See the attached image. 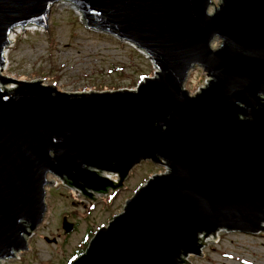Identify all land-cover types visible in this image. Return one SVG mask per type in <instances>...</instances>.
I'll use <instances>...</instances> for the list:
<instances>
[{
  "label": "water",
  "instance_id": "1",
  "mask_svg": "<svg viewBox=\"0 0 264 264\" xmlns=\"http://www.w3.org/2000/svg\"><path fill=\"white\" fill-rule=\"evenodd\" d=\"M62 1L155 70L135 89L80 92L0 73V264L29 250L49 176L108 201L144 161L165 170L70 264H190L220 230L264 231V0H0V70L11 31L47 30ZM197 67L207 79L190 92Z\"/></svg>",
  "mask_w": 264,
  "mask_h": 264
},
{
  "label": "rangeland",
  "instance_id": "2",
  "mask_svg": "<svg viewBox=\"0 0 264 264\" xmlns=\"http://www.w3.org/2000/svg\"><path fill=\"white\" fill-rule=\"evenodd\" d=\"M218 0H214L217 2ZM79 12V11H78ZM37 27V26H36ZM6 49L0 73L21 80H41L61 91H103L134 89L144 76H153L154 66L130 43L101 31L88 29L82 16L70 5L55 3L50 8L48 27L25 26ZM207 77L200 67L192 70L185 88L194 92ZM10 84L0 86H8ZM165 167L144 161L124 182V188L92 209L86 199L78 198L59 179L51 178L42 224L28 240L29 250L1 264H68L71 256L83 248L84 241L123 210L125 201L149 175L164 172ZM99 199L93 203H97ZM75 224L64 236L63 216ZM90 231L92 235L88 237ZM60 233V236H56ZM56 238V243L44 237ZM208 241L200 256L190 255V264H264V231L256 234L220 230ZM88 239V240H89Z\"/></svg>",
  "mask_w": 264,
  "mask_h": 264
},
{
  "label": "bare ground",
  "instance_id": "3",
  "mask_svg": "<svg viewBox=\"0 0 264 264\" xmlns=\"http://www.w3.org/2000/svg\"><path fill=\"white\" fill-rule=\"evenodd\" d=\"M59 3H61V2H59ZM62 3L67 4V5H70L71 8H73V9L76 11V13L79 14L78 9H77L76 6H74V5H72V4H69L68 2H64V1H62ZM27 26H33L34 28L39 27V26L36 27V25H27ZM20 29H21L20 27H15V28L11 31V33H10V40L13 41V40L15 39L14 37L16 36V34L19 32ZM132 46H133V45H132ZM7 48H8V47H7ZM136 49H137L140 53H142L143 55L146 56V54H145L144 52H142V51L139 50L138 48H136ZM6 53H7V52L4 53V57H5V59H6V57H7ZM146 57H147V56H146ZM209 239H210V238H209ZM16 254H18V253H16Z\"/></svg>",
  "mask_w": 264,
  "mask_h": 264
},
{
  "label": "flooded vegetation",
  "instance_id": "4",
  "mask_svg": "<svg viewBox=\"0 0 264 264\" xmlns=\"http://www.w3.org/2000/svg\"><path fill=\"white\" fill-rule=\"evenodd\" d=\"M91 193V192H90ZM84 196L86 197V198H88L89 200H88V207L90 208V209H92L95 205H96V203L94 204L93 203V201H92V198H90V196H87V195H85L84 194ZM65 216V215H64ZM68 217V216H67ZM61 234L60 233H58L56 236L58 237V236H60ZM55 237H53L52 239H54ZM52 239H49L48 237H44V240H46V242H51V243H56V240H52ZM56 239V238H55Z\"/></svg>",
  "mask_w": 264,
  "mask_h": 264
},
{
  "label": "trees",
  "instance_id": "5",
  "mask_svg": "<svg viewBox=\"0 0 264 264\" xmlns=\"http://www.w3.org/2000/svg\"><path fill=\"white\" fill-rule=\"evenodd\" d=\"M91 235H92V231H90L88 237H90ZM88 239H89V238H87V240L84 241V243H83V244H84L83 248L80 249L79 251H77L76 255H78V254H80V253H82V252H84V251L86 250L87 245H88V241H89Z\"/></svg>",
  "mask_w": 264,
  "mask_h": 264
}]
</instances>
